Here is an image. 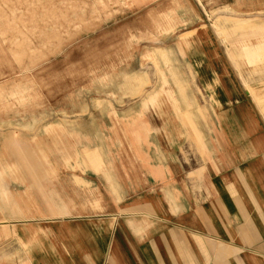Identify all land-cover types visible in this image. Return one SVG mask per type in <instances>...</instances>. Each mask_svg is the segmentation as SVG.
I'll use <instances>...</instances> for the list:
<instances>
[{"label": "rangeland", "instance_id": "1", "mask_svg": "<svg viewBox=\"0 0 264 264\" xmlns=\"http://www.w3.org/2000/svg\"><path fill=\"white\" fill-rule=\"evenodd\" d=\"M260 101L264 0H0V136L43 174L0 179V264H264L218 222L264 190Z\"/></svg>", "mask_w": 264, "mask_h": 264}, {"label": "crops", "instance_id": "2", "mask_svg": "<svg viewBox=\"0 0 264 264\" xmlns=\"http://www.w3.org/2000/svg\"><path fill=\"white\" fill-rule=\"evenodd\" d=\"M209 45H210L209 42L208 43L206 42V46L209 47ZM233 46L235 49V45ZM262 102L263 101H260V103ZM262 104H264V102ZM239 115L240 116L238 118L232 117V119L230 118L227 119V124H226L227 132L229 133V131L236 130V129L237 130L242 129V131H244L245 134L246 133L248 134L249 132H254V131L256 132V129L253 128L254 126L253 122L250 121V123H248L247 114L241 111ZM236 120L241 121V126H240V122H235ZM137 123L140 126V123L139 122ZM187 129H191V128L187 126ZM140 131L141 129L133 130V132L138 135L141 134ZM46 134L48 137L47 138L48 141L43 142V140H39L38 143L36 144L37 148L41 147L42 143H47L49 145L45 146L44 149L45 151H48L51 153V151H53V148L55 149V145L58 147L60 146H64V148L66 147L67 141L65 139V136H63L62 134L59 135L57 132H55V129H48ZM189 134H191L190 131H189ZM20 145H21L20 141L19 140L17 141V139H13L11 137L9 138L7 136H0V166H3L2 172L0 173V177H1L0 179L2 182H5V183L12 182V181L24 182L26 179L25 176L27 177V175L31 176V178H38L43 175L40 169L38 168L34 169V167L32 168L31 166V164H38L37 161H40L42 157L39 158L36 156V154L34 153L36 151L35 149H31L30 147H27V146L23 149L20 147ZM247 146H249L248 150L250 151V156L252 153L256 154V152L263 151L264 150V138L262 137L256 138L251 143H248ZM86 157L89 163L95 164V160H93V157L91 156V154H87ZM259 166L260 168L263 167L264 169V158L259 160ZM154 174L156 176L160 175V171L155 170ZM247 176H249L250 178L251 177L253 178L252 174L248 175L247 173ZM263 176L264 175H262L261 177ZM246 189L247 190L242 191L243 193H245V196H242L241 203L238 198H237V201L235 198L234 200L235 204H237L238 206L228 207L229 211L226 213H221L223 214V216H220V218L218 219V222L222 225L221 229L224 231L220 233L221 235H227L231 237L228 232L232 230V235L234 234L233 235L234 237L236 236V234H239L240 238L243 239V242H245L247 245H255L259 241H262V238H264V201L262 199L260 200L261 195L259 193L261 192H256L259 190H251V189H248L247 186H246ZM26 190L24 194L10 195L9 198H10V201L15 206H18L27 212L28 210H32L36 207V202L32 199V196L27 195ZM263 193H264V190H262L261 194ZM236 194H237L236 197L241 198V195L239 192H237ZM230 195L235 196V194H230ZM250 212L261 215V218H259V223H262L263 229H261L260 227L258 228L253 227L252 224L255 225L257 221L254 216L248 215ZM240 215H244L245 220H242L240 218ZM248 222H249L248 228L250 229L251 232H249L247 229ZM261 245H264V243H261ZM225 254H227L226 250L220 247L217 250V260L221 261V258H223L222 256ZM95 261L97 263H100L102 262V259H99V260L95 259ZM127 261L128 260H125V262Z\"/></svg>", "mask_w": 264, "mask_h": 264}]
</instances>
